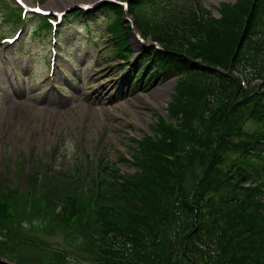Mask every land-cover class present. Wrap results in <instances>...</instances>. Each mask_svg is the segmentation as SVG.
Returning <instances> with one entry per match:
<instances>
[{"label":"rangeland","instance_id":"obj_1","mask_svg":"<svg viewBox=\"0 0 264 264\" xmlns=\"http://www.w3.org/2000/svg\"><path fill=\"white\" fill-rule=\"evenodd\" d=\"M6 1L0 0V199L13 213L0 225V254L15 264H95L89 236L103 227L127 233L129 222L127 204L114 196L118 185L112 167L118 166L133 180L131 174L137 166L119 161L114 166L112 161L120 157L135 161L131 146L137 141L143 143L145 134L163 145L164 129L173 111L182 107L179 102L184 100L179 94L187 89L185 82L179 85L175 79L177 69L151 85L128 87L130 74L124 77L119 72L120 51L115 48L109 55L104 43L122 49L112 33L118 35L114 25L122 32L129 21L130 43L136 52L151 44L139 39L143 28L153 36L171 35L175 45L182 48H193L191 44L201 36L196 45L208 57L201 61L222 67L217 59H230L236 42L225 39L228 31L220 23H203L200 31L198 21H204L208 14L219 17L225 11L236 17L238 12L232 7L236 0H143L134 11L125 12V19L116 18L102 3L74 24L61 19L56 33L39 26L40 15L31 14L25 23L19 22V6ZM25 1L47 8L54 4L51 10L79 3ZM90 19L93 24L87 26ZM239 19L246 20L244 16ZM19 27L21 37L16 45L1 41L3 35H12ZM94 28L97 30L91 32ZM62 37L69 47L90 45L80 60L73 55L77 49L65 52L73 55L76 63L69 79L50 73L53 47L57 48ZM101 52V65L96 66L95 57ZM252 68L244 67L248 77ZM192 91L200 99L199 91ZM261 102L264 104V98ZM253 121L248 119V124ZM208 161L203 152L196 154L182 175L189 197Z\"/></svg>","mask_w":264,"mask_h":264},{"label":"trees","instance_id":"obj_2","mask_svg":"<svg viewBox=\"0 0 264 264\" xmlns=\"http://www.w3.org/2000/svg\"><path fill=\"white\" fill-rule=\"evenodd\" d=\"M232 7L236 17L226 11L219 17L208 14L198 29L220 23L228 31L225 39L239 46L235 56L230 51V59L217 63L236 66L246 76L244 67L252 65L250 77H263L264 0H236ZM155 35L168 47L156 52L157 59L168 71H180L179 85L187 82L179 92L184 101L167 122L163 145L145 134L143 143L131 146L135 161L113 162L137 166L133 180L112 167L118 185L114 196L127 204L129 222L127 233L103 227L89 236L96 237L91 240L95 264H264V113L247 127L264 93L253 91L254 85L246 89L217 66L193 67L190 56L169 49L171 35ZM200 48L189 50L191 56L208 58ZM152 52L150 47L146 54ZM193 85L201 88L200 99L189 91ZM199 144L207 148L200 151ZM202 152L209 161L191 200L181 177Z\"/></svg>","mask_w":264,"mask_h":264},{"label":"bare ground","instance_id":"obj_3","mask_svg":"<svg viewBox=\"0 0 264 264\" xmlns=\"http://www.w3.org/2000/svg\"><path fill=\"white\" fill-rule=\"evenodd\" d=\"M54 4H52V5H50V7H54L53 6ZM50 7H48V8H50ZM56 7V6H55ZM57 8V7H56ZM57 9H59V7L57 8ZM137 47V46H136ZM139 47V46H138ZM170 85V83H168V86ZM167 90V89H166Z\"/></svg>","mask_w":264,"mask_h":264}]
</instances>
